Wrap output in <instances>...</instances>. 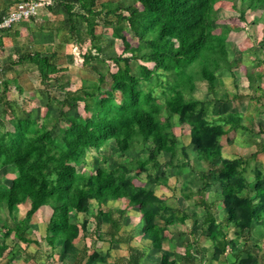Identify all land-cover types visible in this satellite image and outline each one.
I'll use <instances>...</instances> for the list:
<instances>
[{"label": "trees", "instance_id": "1", "mask_svg": "<svg viewBox=\"0 0 264 264\" xmlns=\"http://www.w3.org/2000/svg\"><path fill=\"white\" fill-rule=\"evenodd\" d=\"M77 1L83 11L80 17L85 21L87 32L92 39H99L94 32L97 22L93 17L99 19L103 11L110 14L119 10V6L103 2L95 10L97 0ZM218 1L136 0L126 8L127 16L118 14L120 21L128 22L138 41L137 46L132 48L119 35L124 41V49L135 54L131 58L121 56L115 59L117 72L111 76L109 87L103 88L97 83L90 85L91 91H84L85 96L92 100V103H85L90 115L78 116L54 136L29 117L17 122L10 137H6L5 131L0 129V169L12 166L16 170L8 186L0 184V229L5 236V240L0 242V256L9 246L7 239H10L11 245L14 241L15 244L16 241H31L28 236L29 220L42 206L52 210V219L46 228V241L51 245L60 241L64 253H76L78 250L73 240L78 228L69 222L68 212L76 215L85 212L90 198L100 199L102 203L122 198L129 204H138L142 211L144 239L150 241L152 248H161L166 240V228L174 223L177 213H169L168 204L150 186H132L130 182L133 177L145 173V180L150 185H165L167 176L157 173L162 166L158 157L166 154L167 166L185 167L190 159L188 148L195 152L198 161L205 163V167L201 170L203 185L195 192L184 193V198L195 196L196 206L204 211L199 225L212 242V257L218 258L228 251L229 245H235L226 237L229 227L235 231L247 230L248 234L252 232L253 225L264 227V171L256 168L250 179L244 173L241 157L224 158L221 155L220 138L227 133L222 122H230L233 113L241 114L227 112L209 118L204 114V102L192 94L196 83L204 82L206 91L212 95L210 101L226 100L224 92L219 94L223 80L215 72L230 69L231 51L228 50L227 31L215 32L214 4ZM242 3L246 4L245 8H236L233 3L241 20L245 21L246 11L259 10L260 16L253 18L251 23L264 22V0H243ZM66 12L73 43L80 46L82 40L78 33L82 31L75 23L76 13L69 8ZM92 57L84 56V60ZM132 58L151 62L152 66L143 64L139 75L132 74ZM27 60L36 66L40 83L47 88L49 72L57 69L55 62H50V56L38 52L28 55ZM230 75L237 88L236 74L231 70ZM260 76L258 72L247 73L250 88L254 86L260 90L257 84ZM104 82V77L99 76V83ZM15 85L19 87L17 82ZM6 90L7 82L3 85V93ZM114 91H119L121 102L114 101ZM71 94V91H65L62 106L68 104ZM243 97L235 94L233 98ZM174 123L176 126H188L187 144L179 141L172 129ZM231 125L232 128L247 129L242 123ZM110 141L122 154L131 150L133 144L145 147L149 154L142 160L120 161L115 170L104 167L88 169L81 151H97ZM259 152H264V144L250 156ZM133 165L137 169L134 176L128 177L131 167L134 169ZM210 177L218 183L216 197L223 205L224 217L219 221L212 211L214 202H208L204 194L211 184ZM24 197L30 204L28 211L23 218L13 220ZM124 214L125 210L120 208L103 212L102 222L108 224L105 235L109 242L118 239L115 235L122 226ZM179 214L178 219L184 221L193 217V224L197 225L195 213L188 214L180 209ZM96 217L95 232L91 234L99 231L101 222ZM11 219L13 224L9 225ZM155 219L164 224L160 225ZM63 235L65 239H62ZM255 260L248 252L239 264H254ZM161 263L175 264L174 261L167 262L163 256Z\"/></svg>", "mask_w": 264, "mask_h": 264}, {"label": "rangeland", "instance_id": "2", "mask_svg": "<svg viewBox=\"0 0 264 264\" xmlns=\"http://www.w3.org/2000/svg\"><path fill=\"white\" fill-rule=\"evenodd\" d=\"M73 1L74 0H69L64 4L66 5L64 7L73 11V9H75V2ZM242 1L243 0H233V2H230L229 0H220L214 4L216 19L213 24L215 32L227 31V39L229 42L228 50H230L232 54L230 58L231 66L229 69L230 71L226 70L221 72L224 81L219 94L224 92L226 100L223 102L213 100V103H204L203 109L204 114L208 115L207 117L209 118L227 112H239L242 115L233 113L230 122H222V127L224 130H227V133L221 136L220 143L222 145L221 148L223 147V153L227 158L241 157L243 160L242 168L244 173L251 179L256 172V168L259 167L264 171V154L255 155L253 157L250 156L253 151L264 144V22L259 21L255 24L251 23L253 18L260 16L261 12L259 10L246 11L245 21L241 20L238 11L233 7V3L236 5V8H245L246 4L242 3ZM103 2L118 5L119 10L111 12L110 14H106L103 11L104 13L102 12L99 19L93 17V20L97 22L94 32L99 35V39L96 40L91 38L90 34L87 32L85 21L80 16H78V18L74 17L77 28L82 31L78 33V37L82 40L80 46L72 42L73 39L71 38L69 27L63 28L65 31L64 34L61 33V35H59L57 33L54 35L56 41L53 42L52 45L50 44L52 49L48 52V56H50V62H55L57 69L53 72H49L47 88L39 83L35 65H31L23 55L19 58L15 57V59L13 57V59L9 60V62L14 65L13 60L17 58L21 68L10 66V70L15 72L13 76L19 81L17 82L19 87L11 83L5 93H3L2 88L0 89V94H2V98L4 99L3 104L0 102V111H4L2 112L4 113L2 114L3 117L0 118V129L1 131H5L6 137H10L18 121L25 120L28 117L35 119L42 129L48 130L51 135L54 136L59 133L61 128H65L69 122L76 119L78 116L83 117L90 115V111L88 112L85 109V103H92V100L85 96L84 91H91L92 87L90 85L97 83L103 88L109 87L111 76L117 72L115 59L121 56H128L130 58L134 56L135 52L126 51L124 49V41L119 35H122L132 48L137 46V38L133 35L134 32L130 29L128 22L123 19L121 21L119 20L118 14L127 16L128 12L126 8L136 3V0H97L95 10L99 9ZM42 8L46 14H49V10L45 9L46 7ZM65 13L67 12L62 10L54 14V17L45 18L49 21L50 18L51 20L54 18V22L56 23V20H58L62 14L67 16ZM40 15L41 13L36 19L40 17ZM37 22L34 23L39 24V21ZM84 56L93 57L84 60ZM24 59L25 61L22 62ZM250 62H252V64ZM143 64L149 67L152 66L151 62H144L139 58H132L130 62L132 74L135 73L139 75V68ZM231 70L236 74V83L239 84L237 88L234 86V80L230 75ZM249 71L260 73L261 76L259 82H257L260 90L251 89L247 86L245 76ZM2 76L4 77L5 75L3 74ZM99 76L104 77V83H99ZM196 87L197 91L194 93L195 97L204 99L206 91L205 83L197 82ZM19 88L21 89L19 90ZM66 90L71 91L72 94L68 100V104L62 106L61 102L64 100ZM235 94H241L244 97L241 99L233 98ZM76 96H80L81 98L77 99ZM250 96L253 98H250ZM113 99L117 103L121 102L122 97L119 91H114ZM232 123H242L247 129L232 128ZM172 129L178 136L179 141L187 144L186 136L188 126H176L174 123ZM130 149L131 150L126 154H122L116 148L114 142L110 141L106 147L97 151L82 150L81 156L85 159L87 168L90 170L96 169L97 167L115 170L120 161L127 162L130 159L142 160L149 154L145 147L141 145L133 144ZM188 152L190 159L187 160L188 164L185 167L167 166L165 162V160H167L166 154H162L158 157L162 166L157 173L159 174L162 172L167 176V183L165 185H150L145 180V173H140L138 176L133 177L130 184L132 186H150L157 196L168 204L170 209L169 213H177L174 223L166 228V240L162 243L161 248H158L159 251H150V255L163 256L167 259V262L174 261L175 264H183L179 263L181 262L179 259H182V261L186 260L187 262L191 260L189 263L192 264H204L202 260L205 259V257L211 258L213 256V251H207L205 246L198 245V243L201 241L203 244H210L209 238L206 234L200 233L195 227L191 228L194 225L193 218L187 217L184 221L178 219L180 209L184 210L186 213L188 212V214H192V212L195 213L194 218H197V224H200L204 215L203 209L196 206L194 202L195 196L190 195L186 199L184 198V193L189 194L195 192L196 189L203 185L201 170L205 167V163L195 158V152L193 150L188 148ZM133 167L134 169L131 167L132 171H129L128 177L134 176L133 174L137 168L135 165H133ZM77 169L79 170L80 167ZM15 174L16 170L12 166L1 168L0 184L8 186L11 179L15 177ZM209 181L211 184L205 190L204 194L208 202H214L212 211L219 221L224 217L223 205L216 197V192L219 190V187L218 183L214 182L212 177H210ZM243 193L244 191L242 194ZM29 205L27 198L24 197L21 205H19L18 211L14 213L13 220H17L23 215H26ZM115 208L125 210L123 222H125L126 225H136L137 231L139 227H143L144 223L141 218L142 211L139 209L138 204L133 202L129 204L127 200L122 198L109 200L106 203H102L100 199L90 198L87 202L85 212H78L77 215L72 211L68 212L69 222L75 224L78 228V233L74 237L73 245L83 246L86 250V253L81 250L79 253L80 256H84L83 253H85V257L88 256L89 259H94L97 262H104L107 260L106 264H111L108 258L113 254V247L109 245V241L105 235L106 229L102 227V225H107L105 221L102 222V215L104 211ZM37 214L36 223L33 222L31 223L32 225H29L28 235L32 236L31 234L34 233L31 241L41 243L42 247L37 245V255L39 257H44L43 249H47V256L53 259L50 264H58L56 257L60 258L62 256L61 252L63 251L64 253L63 245L60 241H57V245H51L49 243L50 247H47L43 242V240L46 239L42 237L43 228L45 226L47 228L52 219V210L48 206H42L39 208ZM96 216H98L101 222L99 228L102 229L94 236H91V229L94 225L96 226ZM13 220H9L8 224L12 225ZM155 221L160 225L164 224V222L159 219H155ZM260 230L254 234L253 231L248 234L247 230L235 231L233 228H229L226 237L235 245H229L227 249L228 252L224 255L232 259V256L241 252L245 259L249 252L252 254L253 258L261 259L264 254V251H262L264 250V232ZM35 233H37V235H35ZM138 234L139 233L133 234V240L142 245L140 242L142 238L140 235L137 236ZM217 236L221 238V234L218 232ZM64 237L65 235H63L62 239H65ZM126 237L127 238H124V236H122L124 239L122 242L123 244L127 241L130 242V240H128L129 236ZM3 240H5V236L3 234V229H0V242ZM7 240L8 244L11 243V241H9L10 239ZM13 240L15 239H12V241ZM19 242L20 241H16V245L10 249L12 252L11 255L15 256L16 252H19L18 256L24 254L28 255L31 252L28 248L30 242L25 244L22 242H20V244ZM146 245L147 244H145V246ZM59 246H62V251L59 249ZM197 246L199 249H196ZM32 248L36 249L33 245ZM115 248L119 252L117 258H127L130 255L128 251H126V247H123V249L120 247ZM136 248L137 249L133 248L136 250L133 252V256L138 257L142 255V250H144V248L140 245H137ZM58 249L59 251H57ZM14 250L16 251L14 252ZM87 250L91 251L90 255L87 254ZM241 254L239 253V255ZM79 255L75 252H66L63 254V256L69 257Z\"/></svg>", "mask_w": 264, "mask_h": 264}, {"label": "crops", "instance_id": "3", "mask_svg": "<svg viewBox=\"0 0 264 264\" xmlns=\"http://www.w3.org/2000/svg\"><path fill=\"white\" fill-rule=\"evenodd\" d=\"M19 1H21V0H0V18L2 16H4L5 14H7V12ZM50 1L52 2L51 5H49L45 8L46 10H49V14H46V12L43 11L44 9L41 8L39 11V14L41 13V15L37 19H36V17L39 14L33 19L22 20V21L15 23L10 29L3 31L0 34V46H1V51H2V62H3V68L0 72V89L2 88V91H3V85L5 82H7V89L9 88V85L11 83L15 84V82H19L18 79L15 76H13V74L15 72L13 70H10V66H12L14 68H19L20 62L17 61V58H16V60H13L14 65H12L11 62H9L10 59H13V57H14V59H15V57L19 58V57H21V55H23L24 58L27 60L28 55L34 54L32 52H38L43 56H48L49 55L48 52H50V50L52 49L50 44L52 45V43L56 41V39L54 38V35L57 33L59 35H61V33L64 34L65 31L63 30V28L69 27V26H67V25H69L67 13H65L67 16L62 14L61 17L58 18V20H56V23L54 22V18H53V20H51V18H50V21L45 18V17H54L55 16L54 14H57L62 10H65V12H66V8L64 7L66 5H64V4L66 2H68L69 0H50ZM73 2H75V5H74L75 9H73V12L76 13L75 17L78 18V16H80V13H83V11L80 9V5H79L77 0H74ZM37 21H39V24L34 23ZM231 56H232V54L230 55V58H231ZM25 59L22 62H24ZM250 63L252 64V62H250ZM31 65H32V63H31ZM35 71H37L36 68H35ZM222 71H226V69H219L215 72V74L217 76H219L220 78H222V80L224 81V79H223L224 77H222V75H221ZM256 71H257V69H256ZM3 74L5 75L4 77L2 76ZM38 77H39V75H38ZM245 79L247 82V86H249L248 78L246 77ZM39 83H40V79H39ZM237 85L239 86L238 83H237ZM252 88L255 89L254 86L253 87L251 86V89ZM196 91H197V87L195 85L194 90L192 91V94L194 95V93ZM194 97H195V95H194ZM197 99L203 101L204 103H213V101H210L212 99V95L210 93H208L207 91H205V98L204 99H200V98H197ZM3 101H4V99L2 98V94H0L1 104H3ZM2 112H4V111L3 110L0 111V118L3 117L2 114H4V113H2ZM186 139H187V143H188V140H189L188 132H187ZM184 144H186V143H184ZM255 151H253V152H255ZM260 154H264V152H259L256 154V156H258ZM221 155H222V157L227 158V156H225L223 153V147L221 148ZM21 203L19 205H21ZM19 205H18V208H19ZM38 210H36L31 215L30 220H29V225H32L31 223H33V222L36 223ZM24 216L25 215H23L20 218H23ZM191 218H193V217H191ZM123 223H124V225H123ZM135 226L136 225L128 226L122 220V226L120 227L118 234L115 235V238H118V239L114 240L112 242H109V245L111 247H113V250H112L113 254L111 255L110 258H108V261L111 264H122V263H124V264H162L161 263V257L150 255L152 251H159V249L158 248H152L150 246V241L147 239H144L143 227L142 228L139 227L138 231H137V228ZM102 227L104 229H107L108 224L106 226L102 225ZM194 227L196 229H198L200 233L204 232V230L202 231L201 226L199 224L193 225L191 228H194ZM95 228H96V226L94 225L91 230L95 232ZM229 228H232V227H229ZM101 229L102 228H99V231H101ZM260 229L264 232V227L259 226V225H253L251 230L253 231V234H254L257 231H259ZM39 230H40V228H39ZM135 233H139L137 236L140 235V237L142 238L141 239L142 241H140L142 243V245L139 244L138 242H136L135 240H133L134 239L133 234H135ZM47 234L48 233L46 231V226H45L43 228V233H42L43 236L41 234L40 235L42 237H45ZM31 235L33 236L34 233H32ZM35 235H37V233H35ZM90 235L94 236L95 234H90ZM125 235L129 236L128 240H130V242L125 241L126 243L123 244L122 242L124 241V239L122 238V236H124V238H127ZM28 236L31 240L32 236H30V235H28ZM7 242H8V240H7ZM43 242L46 244L47 247H50L49 243L46 240H43ZM105 242H107V241H105ZM209 242H210V244H206V243L203 244L200 241L198 243V245L200 244L201 246L202 245L205 246L206 250L207 251L209 250V252H211V251H213V245H212V242L210 240H209ZM145 244H147V245L145 246ZM12 245L13 246L16 245L15 241L12 242ZM12 245L9 243L8 248L0 256V264H50L53 261V259L51 257L47 256V249L42 248L44 250V252H43L44 257H39L37 255L38 254V252H37L38 246L37 245L42 247L40 242L37 243V242L30 241L28 248H29V251H31V252L28 255L24 254L22 256H18L19 252L18 253L16 252L15 256L11 255L12 252L10 251V249L13 248ZM32 245L36 249H33ZM137 245L143 246V248H144V250H142V255H139L138 257L133 256V252L136 251L133 248L137 249L136 248ZM75 247L78 250L76 252V253H78V255H79L81 250H83L82 252L86 253V250L84 249L83 246L76 245ZM115 247H120L122 249H123V247H126V251H128V253L130 255L127 258L126 257L121 258V259L117 258L119 252L117 251V249ZM244 247H246V246H244ZM59 249H61V251H62V246H59ZM59 249L57 251H59ZM196 249H199V247L197 246ZM15 251L16 250H14V252ZM262 251H264V250H262ZM226 252H228V251H226ZM226 252L219 255L218 258H214V257L206 258L205 257V259H203L202 261L204 262V264H239V262L242 259H244L242 256L243 253L241 254V252H238L236 255L232 256V259H229L227 256L224 255V254H226ZM85 253H83L84 256L79 255V256L69 257V256H63L64 253L62 251L61 252L62 256L60 258L56 257V260H57L58 264H69V263L70 264H106V262H107V260L104 262H97L94 259H89L88 256L85 257ZM239 253L241 255H239ZM87 254L90 255L91 251L87 250ZM179 260L181 261L179 263L192 264V263H189V261H191V260H189L188 262L186 260L182 261V259H179ZM254 264H264V254H263V257L261 259H256Z\"/></svg>", "mask_w": 264, "mask_h": 264}, {"label": "built area", "instance_id": "4", "mask_svg": "<svg viewBox=\"0 0 264 264\" xmlns=\"http://www.w3.org/2000/svg\"><path fill=\"white\" fill-rule=\"evenodd\" d=\"M50 0H21L0 18V34L10 29L15 23L35 18L42 7L51 5ZM3 68L2 51L0 46V72Z\"/></svg>", "mask_w": 264, "mask_h": 264}]
</instances>
